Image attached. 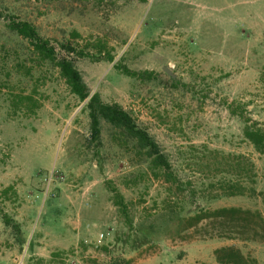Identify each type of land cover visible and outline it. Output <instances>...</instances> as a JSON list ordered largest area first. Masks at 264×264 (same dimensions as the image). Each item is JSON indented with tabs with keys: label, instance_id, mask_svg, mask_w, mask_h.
<instances>
[{
	"label": "rangeland",
	"instance_id": "obj_1",
	"mask_svg": "<svg viewBox=\"0 0 264 264\" xmlns=\"http://www.w3.org/2000/svg\"><path fill=\"white\" fill-rule=\"evenodd\" d=\"M13 20L127 110L171 172L121 127L93 135L87 100ZM231 103L264 126V0H0V264H221L231 245L264 264V231L190 219L264 214V153Z\"/></svg>",
	"mask_w": 264,
	"mask_h": 264
},
{
	"label": "trees",
	"instance_id": "obj_2",
	"mask_svg": "<svg viewBox=\"0 0 264 264\" xmlns=\"http://www.w3.org/2000/svg\"><path fill=\"white\" fill-rule=\"evenodd\" d=\"M9 27L23 37L30 39L34 47L43 55L56 61L72 91L81 101L87 100L93 135L96 137L100 135V122L102 119L121 127L135 137L142 148L148 150L149 155L153 157V163L157 167L162 168L167 173L171 172L172 165L158 141L147 130L140 127L131 114L121 105L117 103H105L101 99L100 94H91L82 73L76 67L74 61L69 58H61L58 60L55 47L51 46L50 42L40 35L35 25L28 21L13 20L10 22ZM66 47L72 51H77L71 46ZM77 53L79 55L82 54V52ZM124 72L130 76L140 75L138 72L131 71L128 68H125ZM229 109L245 121V137L254 144L259 152L264 153V126L257 121H253L251 118H247L243 111L236 107L234 103L229 104ZM228 195H235V193L232 192ZM3 219L6 224L13 225L12 227L16 233L21 235L22 230L18 222L14 221L7 214L3 215ZM190 219L196 224L205 219H211L215 222L219 221L221 226H233L238 231V237L243 240L256 239L257 236L255 235L259 231H264V214L259 210L245 209L242 207H222L209 211H201ZM219 236L223 235L219 234ZM228 237L231 238V236ZM30 245L31 241L29 242ZM215 256L221 264H257L255 258L250 255H245L240 248L233 245L217 248L215 250Z\"/></svg>",
	"mask_w": 264,
	"mask_h": 264
},
{
	"label": "water",
	"instance_id": "obj_3",
	"mask_svg": "<svg viewBox=\"0 0 264 264\" xmlns=\"http://www.w3.org/2000/svg\"><path fill=\"white\" fill-rule=\"evenodd\" d=\"M167 72L170 73V71L167 69Z\"/></svg>",
	"mask_w": 264,
	"mask_h": 264
}]
</instances>
